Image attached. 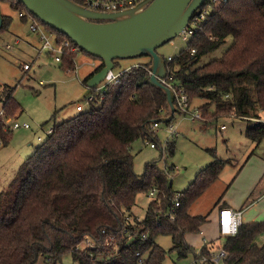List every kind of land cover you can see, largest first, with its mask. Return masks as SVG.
I'll list each match as a JSON object with an SVG mask.
<instances>
[{
	"label": "trees",
	"instance_id": "1",
	"mask_svg": "<svg viewBox=\"0 0 264 264\" xmlns=\"http://www.w3.org/2000/svg\"><path fill=\"white\" fill-rule=\"evenodd\" d=\"M10 3L23 21L34 15L23 2ZM34 16L62 45L60 66L77 69V56L83 49ZM11 20L4 14L1 31L9 28ZM202 27L177 55L166 58L169 74L186 88L190 102L196 97L206 99L199 106L202 120L209 122L222 115L247 118V135L260 143L264 121L255 119L264 118V0H229L216 7ZM229 35L233 41L220 57L197 65L202 55L217 49ZM98 59L100 63L84 83L103 67ZM150 63L151 59L122 71L104 92L94 87L90 108L55 122L52 132L20 165L9 186L0 192V264H36L41 255L47 256L48 264H62L68 253L79 264H140L144 254L143 264H163L172 250L180 257L199 256L186 233L199 232L207 215L191 214L189 208L220 176L226 160L212 149V162L182 191L176 217L167 214L177 192L170 182L174 165L162 168L157 160L148 161L139 174L132 152V142L138 138L159 143L152 124L165 112L169 114L167 94L150 83ZM14 91L15 87L5 84L0 93L2 144H8L13 135L4 117L21 109ZM167 150L174 153L175 140L167 142ZM154 187L157 194L143 218H132L138 194H149ZM262 233L264 220L243 221L238 232L225 236L220 245L226 251L223 264H264V241L258 242ZM159 234L172 236L169 250L156 241ZM85 237L97 246L77 248ZM108 237L114 241L107 244ZM212 250L213 246L201 248L207 255Z\"/></svg>",
	"mask_w": 264,
	"mask_h": 264
},
{
	"label": "rangeland",
	"instance_id": "2",
	"mask_svg": "<svg viewBox=\"0 0 264 264\" xmlns=\"http://www.w3.org/2000/svg\"><path fill=\"white\" fill-rule=\"evenodd\" d=\"M0 9L3 14L12 17L9 31L0 36V93L5 84L15 87L14 97L21 105L16 115L4 119L10 128L15 121L20 123L25 121L30 124V128H11L13 135L8 144H2L0 140L1 192L9 186L24 160L31 156L36 146L47 137L48 130L55 122H61L90 108L88 98L83 95L85 90L83 79L94 68L91 62H98L99 59L80 50L77 56V69L65 70L55 59L56 53L50 54L49 49L42 48L39 36L30 31L29 21H23L19 17V12L11 6L10 0H0ZM1 33L0 31V35ZM13 34H19L23 40L19 44H14ZM27 40L34 43L35 47ZM232 41L233 36H227L217 49L202 55L197 65L220 57ZM7 42L9 45L12 44L10 48L5 46ZM186 46L187 43L179 34L158 47V51L170 59ZM147 59L149 60L150 57L119 59L114 72L119 74ZM25 63H29L31 67L25 68ZM205 101L206 99L201 97L194 98L190 113L176 111L171 121L160 122L155 128L159 141L157 145L151 146L154 142L151 138H138L132 142V152L134 169L139 174L143 173L148 161L157 160L162 168L174 165L170 182L176 191L185 190L197 173L212 162L214 153L220 159L226 160L220 176L189 208L191 214L208 215L210 208L214 207L220 197L235 196L239 199L247 198L249 195L256 197L264 191V139L258 143L247 135L246 129L250 123L247 118L222 115L218 119L205 122L201 118L194 117L193 111H198L199 106ZM78 105L82 107L79 108ZM2 106L0 99L1 116H3ZM213 109L214 105H211L210 111ZM170 125H173L177 131L172 135L169 132ZM39 136L42 139H39ZM173 140H175V151L171 154L167 150V142ZM151 198L152 196L147 193L138 194L132 209V218H143ZM259 208L264 209V200L259 203ZM246 218H250L249 214H245ZM258 218L257 220H264V211L260 212ZM206 229L210 238L211 235L214 236L215 243L221 245L224 243L226 237L220 234L219 226L218 230L215 227L210 229L209 226H206ZM186 239L196 249L199 248L201 237L198 232L186 233ZM156 241L167 250L173 246L170 234H159ZM263 241L264 233L258 237V242ZM99 256V259L105 258V255ZM193 256V253H189L180 257L177 250H172L168 252L163 264H190ZM36 264H48L47 256L41 255ZM62 264H79V262L68 253L63 256ZM211 264H223V262Z\"/></svg>",
	"mask_w": 264,
	"mask_h": 264
},
{
	"label": "water",
	"instance_id": "3",
	"mask_svg": "<svg viewBox=\"0 0 264 264\" xmlns=\"http://www.w3.org/2000/svg\"><path fill=\"white\" fill-rule=\"evenodd\" d=\"M43 22L68 35L84 51L101 58L103 67L86 81L90 94L114 69L115 60L148 56L150 83L167 94L169 114L154 120L168 122L176 111L174 90L161 81L168 73L166 57L158 47L179 35L206 0H140L115 11H100L76 0H19ZM4 14L0 9V31Z\"/></svg>",
	"mask_w": 264,
	"mask_h": 264
},
{
	"label": "built area",
	"instance_id": "4",
	"mask_svg": "<svg viewBox=\"0 0 264 264\" xmlns=\"http://www.w3.org/2000/svg\"><path fill=\"white\" fill-rule=\"evenodd\" d=\"M140 0H84L82 4H84L86 7L100 10V11H115V10H120L124 9L126 7H129L131 5H134ZM229 0H206L205 3L199 7L196 10V13L192 16V18L189 20L187 26L182 30L180 35L182 36L183 40H185L186 43L190 42L197 33L200 31H203L202 24L205 20H207L208 15L218 6L228 2ZM30 29L31 31L35 32L38 34L41 42H42V48L49 49L52 54L56 53L55 59L57 61H61V52H62V45H60L57 42L56 35L53 31H50L46 29V27L43 25V23L37 19L34 15H30ZM213 38V36H210ZM20 39L17 38L15 43H17ZM11 46V45H8ZM191 53L194 54L196 52V48L192 47L190 49ZM172 59V58H170ZM169 59V60H170ZM167 62V61H166ZM25 68H30L31 65L29 63L24 64ZM168 68V67H167ZM119 74H116L114 72V69L110 70L105 79L100 83L96 90L97 91H105V88L107 84L111 82H115L118 80ZM161 81L166 84L167 86L171 87L176 95V103L180 107V109H183L187 111V113H190V107H191V102L189 100V96L187 93L186 88L179 83L175 78L174 74L170 73L169 74V69L168 73L165 77L161 78ZM92 91L90 94H88V100L93 98ZM193 116L197 118H201V111L198 109V111H193ZM255 121H264V118H256ZM158 121L153 122L152 124V129L155 131V128L159 126ZM19 127H26L30 128V124L28 122H23L20 123L18 121H15L12 125L11 128H19ZM224 127V125L222 126ZM169 131L171 135L175 132L176 129L174 128L173 125L169 126ZM52 132V127L48 130V134ZM39 139H42L41 136L38 137ZM43 141V140H42ZM152 146H155V143H151ZM158 189L154 187L153 189L150 190L149 195L153 197L156 196ZM184 197V193L182 191H177L174 195L173 198V203L170 206L167 214L171 218L176 217V209L181 205V200ZM243 222V211L241 209H234L230 207H223L220 209L219 213V232L223 236L227 235H233L238 232L239 226ZM131 233V232H130ZM111 241H114L113 237H108L106 243H110ZM204 246H208L207 244L209 243L208 239L204 238L203 239ZM86 246L89 247H96L97 242L94 241L91 237H85L83 241H81L78 245L77 248L79 249H84ZM209 247V246H208ZM199 256L193 257V260L191 261L190 264H205V263H210V262H219L222 261V258L226 255V251L223 247H220L217 251L211 252V254L207 255L201 252V249L198 251ZM137 254H140V252H137ZM146 254L142 255L140 258L139 263L143 264L146 259Z\"/></svg>",
	"mask_w": 264,
	"mask_h": 264
},
{
	"label": "crops",
	"instance_id": "5",
	"mask_svg": "<svg viewBox=\"0 0 264 264\" xmlns=\"http://www.w3.org/2000/svg\"><path fill=\"white\" fill-rule=\"evenodd\" d=\"M19 17H20V13H19ZM28 21L30 23V18L28 19ZM7 30L1 31L2 33H1L0 36H3L4 34H7ZM30 31H31V29H30ZM31 32H33V31H31ZM35 34L38 36L37 33H35ZM13 35L15 36V38L13 39L14 44H19L23 40L22 37L19 34H13ZM17 38H19L20 40L17 43H15V41H16ZM8 43L9 42H7L5 44V46H7V48H10L12 46V44H11V46H8L9 45ZM28 43L29 44H32L35 47V44L34 43H32V42L30 43L29 41H28ZM91 63H92V65L95 68L100 63V60L98 62L92 61ZM84 79H83V84H84V87H86V83H84ZM2 105H3V101H2ZM78 107L81 108L82 106L81 105H78ZM263 200H264V191L261 192V193H259L256 197H253L252 195L247 196V198L246 197H243V198H240V199L237 198V197H235V196H226V197L224 196V197H220L217 200V202L214 205V207H211L210 208L209 214L207 215V221L202 225L200 231L198 232L199 235H200V237H201V243H200L199 248H197L196 250L198 251L199 249H201L204 246V242H203V239L204 238L208 239L209 243L207 245L210 248H211V246H213V251H217L219 249L218 246L220 247L221 244L215 243V239L213 238L214 237L213 235H211L212 238H210V235L208 234L209 232L206 229V226H209L210 229L213 228V227H215L218 230V226H219V213H220V209L221 208H223V207H230V208H234V209H241L243 211V221H253V220L259 219L258 217H259L260 212L264 211V209L259 208V203L261 201H263ZM253 208H254L253 211H255V212L252 211ZM245 214H249V217L250 218H246L245 219Z\"/></svg>",
	"mask_w": 264,
	"mask_h": 264
}]
</instances>
